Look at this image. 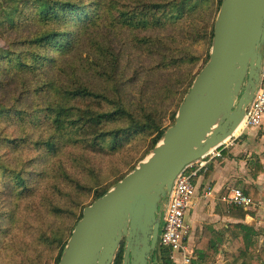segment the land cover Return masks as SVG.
I'll return each mask as SVG.
<instances>
[{
	"label": "rangeland",
	"instance_id": "374dc122",
	"mask_svg": "<svg viewBox=\"0 0 264 264\" xmlns=\"http://www.w3.org/2000/svg\"><path fill=\"white\" fill-rule=\"evenodd\" d=\"M157 1L109 0L104 18L83 35L79 47L41 75L8 71L0 60V110H10L0 119V264H57L60 247L52 244L53 238L69 240L82 211L94 203L96 190L114 186L152 154L156 135L131 140L116 152L80 144L81 138L74 135L63 140L65 131L56 128L48 108L65 99L47 83L63 89L82 84L112 98L121 92L138 114L158 110L164 127L173 124L208 59L212 43L206 33L217 11L214 5L212 14H204L200 7L182 26L151 31L148 34L158 37L159 44L145 47L139 42L145 33L126 27L120 12ZM22 5L0 0V56L11 48L24 52V40H33L42 30L32 19L16 26L9 22L7 14L16 6L22 10ZM67 103L98 112L110 108L100 99ZM260 134L257 131V137ZM59 136H64V145L49 152L47 142ZM250 167L255 172V161ZM19 178L27 184L23 194ZM252 208L247 212L264 222V198ZM256 226L264 250V224ZM260 259L254 260L261 264Z\"/></svg>",
	"mask_w": 264,
	"mask_h": 264
},
{
	"label": "water",
	"instance_id": "95a60500",
	"mask_svg": "<svg viewBox=\"0 0 264 264\" xmlns=\"http://www.w3.org/2000/svg\"><path fill=\"white\" fill-rule=\"evenodd\" d=\"M264 0H223L210 60L151 156L86 207L60 264H151L174 183L193 162L233 137L260 83Z\"/></svg>",
	"mask_w": 264,
	"mask_h": 264
},
{
	"label": "trees",
	"instance_id": "16d2710c",
	"mask_svg": "<svg viewBox=\"0 0 264 264\" xmlns=\"http://www.w3.org/2000/svg\"><path fill=\"white\" fill-rule=\"evenodd\" d=\"M20 1H23L22 10L17 9V6L11 10L7 14L9 22L16 26L24 20L32 19L42 25V30L33 40H24L26 46L24 52H17L13 48L2 50L0 60H3L8 71L38 73L39 75L45 72L47 68H53L61 57L71 54L79 47L83 35L104 18L109 2V0H89L87 3H80L76 0H12V2ZM222 3L223 0H159L144 3L134 12H120V17L123 19L124 25L130 30L145 33L144 37L139 39L142 45L156 47L159 44L156 40L159 38L149 35V32L165 28L168 32L173 26H182L183 20L188 19V16L200 7H204L202 10L204 14L207 12L212 14L214 5H216L217 16L211 25V31L206 33V37L210 34V42L213 43L215 22ZM18 14L20 15L18 16ZM163 39V37L160 38V40ZM210 53L211 51L204 67L210 60ZM46 85L56 92L61 91L65 99V103L51 104L48 108L50 118H54L53 123L56 128L65 131L64 139V136L62 138L59 136L57 141L51 138L47 142L49 152L62 147L64 145L63 140L67 138V135L70 138H72L71 135L81 138L78 140L80 144H87L98 150L108 149L111 152L120 150L131 140L135 141L156 135L153 141V153L163 140L167 130L175 124L178 114L176 112L174 115L173 124L170 127H164L161 118L158 117V110L147 111L144 109L138 114L128 106L121 96V92L112 98L105 94L96 93L82 84L72 89H63L54 83H47ZM69 99H100L109 103L110 108L103 112L90 108L79 109L68 104ZM8 111L10 110L1 109L0 119L7 114L9 115ZM255 166V175H264V164L260 160L255 162ZM18 181L23 188V194L27 190L26 181L22 178H19ZM120 181L110 188L97 189L94 202L105 196ZM244 193L257 203L264 198V192L254 185L246 186ZM83 211L78 222L83 218ZM241 214L244 216L245 212L242 210ZM233 228L242 244L243 264H245L246 259H251V264H259V260H254L256 257L261 258V264H264V250H259L257 247L255 238L258 233L255 229L245 224H237ZM68 241L63 240L60 235L55 236L52 240V244L56 243L60 247L57 264H60ZM124 251L125 244L123 243L116 254L114 264H123ZM154 256V264H173L171 254L166 249L156 250Z\"/></svg>",
	"mask_w": 264,
	"mask_h": 264
},
{
	"label": "crops",
	"instance_id": "0c3cea01",
	"mask_svg": "<svg viewBox=\"0 0 264 264\" xmlns=\"http://www.w3.org/2000/svg\"><path fill=\"white\" fill-rule=\"evenodd\" d=\"M257 131L261 133L258 137ZM258 160L264 164V120L261 127H250L241 132L222 159L213 161L207 171L194 178L196 196L187 217L191 227L188 239L191 264H243L242 244L233 226L248 225L259 236L256 225L264 222L258 215L255 219L247 212L252 207L245 209L227 198L235 189L244 192L248 185L264 190V175L256 176L250 171L253 161ZM257 220L261 222L257 223ZM258 236L255 240L260 250L263 247L258 244ZM245 264H251V260L246 259Z\"/></svg>",
	"mask_w": 264,
	"mask_h": 264
},
{
	"label": "built area",
	"instance_id": "2783aa9c",
	"mask_svg": "<svg viewBox=\"0 0 264 264\" xmlns=\"http://www.w3.org/2000/svg\"><path fill=\"white\" fill-rule=\"evenodd\" d=\"M263 61L260 76V83L255 96L246 113L244 123L247 128H259L264 120V49L262 52ZM238 135H234L213 149L201 159L188 165L177 177L170 198L163 213L161 231L157 242V250L166 249L171 254V261L174 264H191L192 256L189 251V236L191 227L187 217L196 196L194 178L200 173L208 170L210 164L222 159L224 152L235 145ZM233 204L245 209L255 205V201L247 196L241 189H235L232 195L227 198Z\"/></svg>",
	"mask_w": 264,
	"mask_h": 264
},
{
	"label": "bare ground",
	"instance_id": "6f19581e",
	"mask_svg": "<svg viewBox=\"0 0 264 264\" xmlns=\"http://www.w3.org/2000/svg\"><path fill=\"white\" fill-rule=\"evenodd\" d=\"M245 127H244V123L241 124L240 128L238 129L236 135L241 131L243 130Z\"/></svg>",
	"mask_w": 264,
	"mask_h": 264
}]
</instances>
